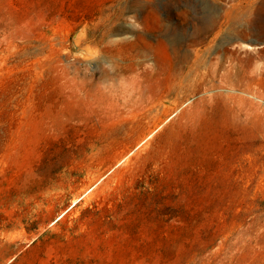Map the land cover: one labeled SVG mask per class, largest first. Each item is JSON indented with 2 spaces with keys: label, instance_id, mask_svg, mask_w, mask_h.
I'll return each instance as SVG.
<instances>
[{
  "label": "rangeland",
  "instance_id": "rangeland-1",
  "mask_svg": "<svg viewBox=\"0 0 264 264\" xmlns=\"http://www.w3.org/2000/svg\"><path fill=\"white\" fill-rule=\"evenodd\" d=\"M0 264H264V0H0Z\"/></svg>",
  "mask_w": 264,
  "mask_h": 264
},
{
  "label": "bare ground",
  "instance_id": "bare-ground-1",
  "mask_svg": "<svg viewBox=\"0 0 264 264\" xmlns=\"http://www.w3.org/2000/svg\"><path fill=\"white\" fill-rule=\"evenodd\" d=\"M153 114V110L150 108L149 110H148V113H147V116L148 117H150L149 115H152ZM157 114V113H156ZM154 117V116H153ZM151 118V117H150ZM155 119H156V117H155ZM133 121V120H132ZM145 122H146V120H145ZM154 122V121H153ZM162 124V123H161ZM153 133H154V131H151V133L148 135V136H145V138H143V140L142 141H147L148 139H150L151 137H152V135H153Z\"/></svg>",
  "mask_w": 264,
  "mask_h": 264
}]
</instances>
